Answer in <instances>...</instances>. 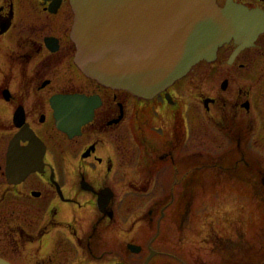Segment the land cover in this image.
Returning a JSON list of instances; mask_svg holds the SVG:
<instances>
[{
  "label": "flooded vegetation",
  "instance_id": "1",
  "mask_svg": "<svg viewBox=\"0 0 264 264\" xmlns=\"http://www.w3.org/2000/svg\"><path fill=\"white\" fill-rule=\"evenodd\" d=\"M224 2L222 0L217 3L223 5ZM233 2L258 10L264 15V0ZM72 22L70 0H0V257L12 264H26L24 258L16 260L18 258L12 255L18 254L21 258L20 244L27 243H36L40 255L45 254L40 256L43 261L39 264L93 263L94 259L89 256L95 255L94 248L101 245L100 234L97 233L98 224L111 219L113 201L116 202V198L118 202L114 212L117 213L121 211L122 200L126 199L122 191L118 196L114 192L112 194L107 180L112 176L119 181L127 178L126 168L129 166L123 160V151L121 152L122 128L130 129L124 122L131 117L129 114L132 111L128 110V106L130 108L133 102L147 105L156 101L158 106L168 108L172 121L165 138H160L161 134L154 133L151 129L147 130V133H152L151 138L145 140V135V141L139 136L138 139L133 138L136 145L142 147L141 155H138V161L142 164H137L142 177H137L134 180L136 183L132 181L135 186L143 188L156 183L164 189L167 176L165 167L170 165L175 171L180 170L177 167L180 162L178 152L191 150L186 156L193 157L191 161L195 162L196 167L201 166L203 160L210 161L211 157L208 159L202 156L201 141L203 137L211 135L212 126L220 130L230 142L233 141L232 137L237 136L236 145L232 147L238 152L237 159L241 158L243 162L249 163L248 158H251L247 156L248 149H244V135L246 130L252 129L250 123H253L255 116L252 102L246 100L244 104L241 103L246 119L237 122L236 116L232 114L224 113V119L217 116V112H222L220 108L214 107V111L212 110L211 104L220 102L218 97L197 96L194 101L201 102L202 107L199 108L203 111L198 113L201 118L193 119L191 113L192 122L189 123L187 108L182 107L177 93V81L151 99L135 96L125 90L104 87L87 77L74 63V42L70 36ZM236 47L233 37L219 46L217 62L222 50H226L228 64L233 65L240 55L245 58L244 61L237 62L235 71L241 68L247 71L252 64L264 61V29L250 45L235 52ZM68 70L72 72L69 73ZM73 71L84 83H74ZM61 72L70 77L71 82L67 87H63L64 77L60 76ZM72 93L97 95L100 102L94 107L91 119L80 126V131L69 135L58 128L51 99ZM230 101L237 103L241 99L234 94ZM137 111H133L136 115V127L140 133H145L143 127L148 118L144 114L137 115ZM261 114L264 115V111ZM202 125H205L203 135ZM222 153L229 161L233 157L230 148L229 152L224 150ZM132 157L136 155L133 154ZM262 157L257 155L254 161L251 158L256 162L255 169L261 167ZM27 159L30 166L26 165ZM229 161L218 165L226 167L233 174L235 161ZM24 167L32 168L23 177L18 176ZM196 167L192 171H196ZM132 177L133 174L128 178ZM182 180L184 183H179L183 188V185L193 182L195 178L191 172ZM114 182L118 183L116 180ZM251 182L255 190L260 188L259 185L263 186L261 181ZM163 199L164 196L152 201L147 216L156 212L159 206L161 215L166 214V210L170 208L175 225L184 230L188 225L187 219L190 218L189 199L183 194L172 202L173 205L170 204V199L156 205ZM173 199L171 197V201ZM261 200L264 201V198ZM2 215H7V218H1ZM144 216L141 215L140 218ZM16 217H19L17 222L11 225L10 221L15 222ZM137 217L132 220L133 227L140 221ZM84 220L85 223L91 220V228L79 229ZM5 221L9 223L3 228ZM158 221L160 222V218ZM52 230H55L54 238L50 236ZM51 243L53 248L49 247ZM63 243L67 254L74 251L78 255L76 260L67 261L68 256L65 254H62L61 259L64 249L61 252L59 249ZM131 243L134 244L127 242L126 248L132 254L141 252L142 246L136 243L140 248L132 251L128 247ZM151 243L152 239L147 242V253L142 264L150 262L151 257L147 258L151 251L152 254L160 252L151 247ZM56 249V259H53L52 252ZM99 257L98 254L96 258ZM101 264L134 263L114 256L112 260ZM250 264H264V260Z\"/></svg>",
  "mask_w": 264,
  "mask_h": 264
},
{
  "label": "rangeland",
  "instance_id": "2",
  "mask_svg": "<svg viewBox=\"0 0 264 264\" xmlns=\"http://www.w3.org/2000/svg\"><path fill=\"white\" fill-rule=\"evenodd\" d=\"M221 1L217 0L219 3ZM225 52L226 50H222L221 54L219 52L220 60L218 62L217 59L213 62L200 60L193 64L190 70L177 81L176 87L178 88L177 93L180 95V103L183 108H187L186 116L190 123V121L192 122L191 113H193V119L201 118L198 113L203 111L199 108L202 107L201 102L194 101L197 96L218 97L220 102L211 104L212 110L214 111V107L220 108L219 110L222 112H217V116L224 119V113L232 114L236 116L237 122L246 119L241 103L244 104L246 100L252 102L255 116L253 123H250L252 129L245 132L244 149H248L249 155L247 156L253 158V161L257 155L263 156L261 167L255 169L256 162H253L251 158H248L249 163L243 162L241 158L237 159L238 152L234 148L232 149L236 145L237 136L232 137L233 141L230 142L220 130L212 126L210 127L211 135L203 137L201 141L202 156L208 159L211 157L210 161L203 160V164L196 167L194 166L195 162L191 161L193 157L186 156L191 150H184L178 152L180 164L178 163L177 167L180 170L175 171L170 165L165 167L167 176L164 189L157 186L156 183L154 186L149 185L143 188L135 186L136 181L134 180L137 177H142L137 165L142 164L141 161H138L142 147L136 145L133 138L137 137L138 139L139 136L143 139L144 135L146 136L145 140L151 138L152 133H147L148 129L154 133L159 132L160 138H165V134H169L167 129L172 121L169 118L168 108L158 106L159 103L156 101L147 105L131 103L130 108L128 106V110L132 111L129 114L131 117L124 122L130 126V129L122 128L121 152L123 151V160L129 166L126 168L127 178L119 181L115 176H112L107 180L112 188V194L114 192L118 196L122 191L127 200H122L121 211L118 209L119 213H117L114 212L117 207L116 202H118V198H116V202L113 201L111 219L98 224L97 233L100 234L101 245L94 248L95 255L89 256L94 259L92 264H101L112 260L114 256L125 262L142 264L147 253V242L150 239H152L151 247L160 252L149 255L151 260L148 264H250L253 261L264 260V201L261 200L264 198V115L261 114L264 111V61L252 64L247 71L243 68L235 71L237 62L244 61L245 58L240 55L231 65L226 62L227 54ZM76 74V72L72 74L74 83L77 85L84 83ZM60 76L64 77L63 87H67L71 82L70 77H66L65 72H61ZM224 79H228V81L226 88L222 89L220 84ZM59 82L61 83V81ZM234 94L240 96L241 102L230 101ZM134 110H138L137 115L144 114L148 118L143 127L145 133H140L139 128L136 127ZM225 128L227 129V126ZM204 130L205 125H202L201 135L204 134ZM221 144L222 146H219ZM189 147L193 149L192 145ZM229 148L233 152L230 161L222 153L224 150L229 152ZM133 154L136 157H132ZM228 161L229 163L235 161L233 174L231 170L218 165ZM194 167L197 168L196 171H192ZM191 172L195 180L183 185L182 188L179 182L184 183L182 179L187 178ZM132 174L133 177L129 179L128 177ZM181 176L182 179H180ZM115 180L118 183L114 182ZM251 180L258 183L261 181L263 186L259 185L260 188L255 190ZM185 186L187 187L185 188ZM183 194L191 204L190 218L187 219L188 225L184 230L175 225L170 208L166 210V214L161 215L159 206L157 211L149 216L152 219H149L147 211L151 207L152 201L164 196L166 200L170 199V204L173 205L172 202ZM171 197H174L172 201ZM165 199L157 202L156 205H160ZM126 204L129 205L126 207ZM141 215L145 216L140 218ZM135 216H138L137 220L140 221L136 220L137 223L133 227L134 221L132 220ZM2 217L7 218V215H2ZM18 218L16 217L15 222L10 221L11 225L15 224ZM85 222L84 220L79 229L91 228V220ZM8 223L9 221H5L3 228ZM54 233L55 230H52L50 236H55ZM1 238L2 235H0ZM6 241L8 242V239ZM127 242L141 245V252L132 254L126 248ZM20 246L22 249V253L19 252L21 258L18 254L12 255L18 258L16 260L24 258L26 264H39L43 261V257L40 258V256H45V254L40 255L36 243L33 245L20 244ZM49 247L53 248V243ZM62 249L64 252L61 253V259L62 254L68 256L67 261L78 258L74 251L67 254L64 243L59 249L60 252ZM57 250L52 252L53 259H56L54 254L58 252ZM98 254L100 257L96 258Z\"/></svg>",
  "mask_w": 264,
  "mask_h": 264
},
{
  "label": "water",
  "instance_id": "3",
  "mask_svg": "<svg viewBox=\"0 0 264 264\" xmlns=\"http://www.w3.org/2000/svg\"><path fill=\"white\" fill-rule=\"evenodd\" d=\"M70 3L76 65L105 86L123 88L148 99L166 89L192 64L201 59L211 61L213 51L231 36L237 43L236 52L250 45L264 29L261 12L233 0H226L223 7L215 0ZM221 86L225 88L226 81ZM98 104L83 94L51 99L56 124L69 135L80 131ZM26 165L30 166L28 159ZM31 168L24 167L18 176L23 177ZM128 247L132 251L140 248L132 243ZM0 264L12 263L0 257Z\"/></svg>",
  "mask_w": 264,
  "mask_h": 264
},
{
  "label": "bare ground",
  "instance_id": "4",
  "mask_svg": "<svg viewBox=\"0 0 264 264\" xmlns=\"http://www.w3.org/2000/svg\"><path fill=\"white\" fill-rule=\"evenodd\" d=\"M217 1V0H216ZM217 50H218V47L216 48V50H214L213 52H214V58L210 61V62H213V61H215V59H216V53H217ZM76 52H77V47H76V44H74V56H73V59H74V63H75V55H76ZM76 64V63H75ZM77 66V65H76ZM193 66V64L188 68V70L183 74V75H181L180 77H178V78H175L173 81H172V83H174V82H176V81H178V80H180V78H182L189 70H190V68ZM78 67V66H77ZM79 68V67H78ZM80 69V68H79ZM81 70V69H80ZM82 71V70H81ZM83 72V71H82ZM84 73V72H83ZM87 77H89L90 79H92V80H94V81H96L98 84H100V85H102V86H104V87H107V88H111V89H120V90H125V91H128V90H126V89H123V88H115V87H110V86H105L104 84H102V83H100V82H98L95 78H91L89 75H87L86 73H84ZM171 83V84H172ZM129 93H131L130 91H128ZM73 94H77V95H81V94H79V93H72V94H70V95H73ZM131 94H133V93H131ZM133 95H135V94H133ZM135 96H137V95H135ZM86 97H88V98H92V100H93V102H100V98H99V96H97V95H91V96H86ZM138 97H140V96H138ZM141 98H145V97H141ZM145 99H148V98H145ZM76 101H80V100H76Z\"/></svg>",
  "mask_w": 264,
  "mask_h": 264
}]
</instances>
